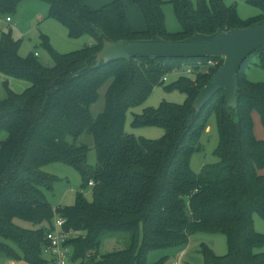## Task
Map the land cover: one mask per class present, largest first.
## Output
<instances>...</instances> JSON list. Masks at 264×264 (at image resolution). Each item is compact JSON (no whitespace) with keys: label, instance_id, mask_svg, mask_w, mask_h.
Masks as SVG:
<instances>
[{"label":"trees","instance_id":"obj_1","mask_svg":"<svg viewBox=\"0 0 264 264\" xmlns=\"http://www.w3.org/2000/svg\"><path fill=\"white\" fill-rule=\"evenodd\" d=\"M21 0H0V16L10 18ZM47 19L62 25L69 39L89 36L91 43L58 54L41 37L40 48L51 63L36 53L19 54L21 43L10 32L0 37V74L30 86L16 94L6 87L0 100V261L48 264L46 234L53 219H64V229L76 235L69 242L70 264H149V253L185 245L196 233L225 236L227 253L216 256L202 247L204 264H264V235L255 231L253 216L264 220V142L253 131L257 113L264 129V83L250 82L244 64L237 77V109L227 108L217 92L198 113L192 103L211 75L201 73L196 60L165 61L133 58L95 67V55L104 41L150 40L157 36L179 41L194 33L247 28L264 21V0H247L260 11L243 22L236 8L224 0H170L180 25L177 33L165 28L161 0H113L91 9L88 0H43ZM136 6L145 29L132 31L127 6ZM259 54L264 61V48ZM182 67L191 77H178L166 89L186 99L182 104L162 102L157 109L135 115L132 127H158L159 140L136 139L125 133L126 113L147 100L164 75ZM104 93L103 111L95 118L91 105ZM216 120L217 162L192 172V156L201 150L200 138L208 120ZM86 133L93 138L96 168L86 166L87 147L67 142ZM61 162L78 170L83 184L72 206L49 203L46 192L56 183L43 172ZM93 186H89V183ZM91 187L92 199L82 193ZM120 248L100 254L104 240ZM153 264H166L162 259Z\"/></svg>","mask_w":264,"mask_h":264},{"label":"rangeland","instance_id":"obj_2","mask_svg":"<svg viewBox=\"0 0 264 264\" xmlns=\"http://www.w3.org/2000/svg\"><path fill=\"white\" fill-rule=\"evenodd\" d=\"M112 0H88L91 9H99L108 4ZM163 2V13L165 16V28L168 33H177L180 31V25L174 14L170 0H161ZM194 1V0H192ZM227 6L236 8L238 17L243 22H250L256 18L260 11L249 5L247 0H224ZM137 18L142 20V16L135 8ZM140 14V15H139ZM48 5L43 0H21L16 13L9 16L11 22H6V18L0 16V37L2 34L10 32L13 40L21 43L19 54L26 57L30 53H37L38 60L42 63H51V59L47 52L40 48L41 37L45 36L50 47L58 54H69L78 51L91 43L89 36H83L78 39H69L67 30L53 19H47ZM142 22V21H141ZM195 60V59H193ZM247 79L253 83H264V61L261 62L259 54H252L243 65ZM186 67H182L184 71ZM170 74V73H168ZM169 81L163 86L156 87L145 102L141 105L130 109L126 113L125 133L134 136L136 139L159 140L164 132L158 127H132L133 117L140 115L145 109H157L162 102L182 104L186 97L174 89H166L176 77L169 76ZM30 84L26 81L7 78L0 74V100L7 98L6 87L16 93L24 92ZM108 84L99 90L98 99L91 105L90 113L93 118L103 111L104 93ZM260 129V131H259ZM254 131L256 135L264 134V129L257 123ZM6 138L5 132H0V142ZM67 142L75 146L85 145L88 149L86 157V166L90 171L96 168L97 156L94 149L92 136L83 133L76 140L67 137ZM201 150L196 152L190 161V167L193 173L198 174L204 165H211L217 162L215 150L218 146V134L216 120L211 115L208 120V129L200 138ZM43 172L54 177L56 183L51 191L46 192V197L53 208L57 206H72L74 204L75 195L81 189L83 184L82 178L77 169L61 163L54 162L43 168ZM83 196L91 201V187H85L82 190ZM253 224L256 232L264 235V220L257 216H253ZM206 247L216 256H224L227 253L226 239L221 234H193L188 242L179 247H173L165 250H158L148 254L147 262L153 264L162 259L166 264H204L202 256V247ZM120 248L113 240H104L100 248V254H105ZM258 251H264V247ZM4 264H17L15 262L3 260ZM1 264V261H0Z\"/></svg>","mask_w":264,"mask_h":264},{"label":"water","instance_id":"obj_3","mask_svg":"<svg viewBox=\"0 0 264 264\" xmlns=\"http://www.w3.org/2000/svg\"><path fill=\"white\" fill-rule=\"evenodd\" d=\"M264 48V21L243 29L218 30L211 35L194 33L179 41H166L159 36L150 40L104 41L95 55V67L133 58L165 61L218 57L222 65L211 75L192 103L198 113L219 91H223L227 108L237 109V77L244 62Z\"/></svg>","mask_w":264,"mask_h":264},{"label":"built area","instance_id":"obj_4","mask_svg":"<svg viewBox=\"0 0 264 264\" xmlns=\"http://www.w3.org/2000/svg\"><path fill=\"white\" fill-rule=\"evenodd\" d=\"M6 22L10 23L11 19L6 18ZM35 55L38 56L37 53ZM217 65L218 60L215 57L205 58L198 64V66L201 67V73H209V71L215 69ZM192 75V68L186 67L184 71L174 69L170 74L164 75L161 82L167 83L169 81V76L178 78L191 77ZM89 186H93V183H89ZM64 224V219L56 215L53 219V229L46 234L47 246L44 250V257L48 261V264H70L71 262L72 248L69 242L76 233L71 230H65Z\"/></svg>","mask_w":264,"mask_h":264},{"label":"crops","instance_id":"obj_5","mask_svg":"<svg viewBox=\"0 0 264 264\" xmlns=\"http://www.w3.org/2000/svg\"><path fill=\"white\" fill-rule=\"evenodd\" d=\"M87 4H88L89 7H92L93 8V6L90 5V2L88 3V1H87ZM135 8H136V6H131V5H128L127 6V10H126V12H127V18H128L129 25H130L132 31L140 32V31H143L145 29V22H144L143 18H142V20H141V18H140V20L137 18V15H136L137 13L135 11L136 10ZM245 76H246V74H245ZM252 120H253V131H254L255 124L259 123L261 125L260 118H259V116H258L257 113H253L252 114ZM259 131H260V129H259ZM254 134H255V136H256V138L258 140H261V141L264 142V134H262V135H256L255 131H254Z\"/></svg>","mask_w":264,"mask_h":264}]
</instances>
